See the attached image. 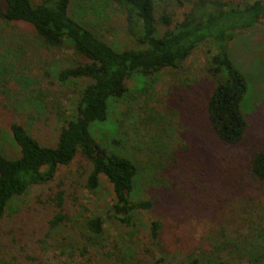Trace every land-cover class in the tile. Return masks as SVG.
Masks as SVG:
<instances>
[{
	"label": "rangeland",
	"instance_id": "rangeland-1",
	"mask_svg": "<svg viewBox=\"0 0 264 264\" xmlns=\"http://www.w3.org/2000/svg\"><path fill=\"white\" fill-rule=\"evenodd\" d=\"M173 5L179 13L185 1L179 5L173 0ZM68 13L112 47L135 46L123 8L111 0H71ZM232 27L230 36L220 44L246 80L240 103L246 128L240 141H220L206 116L205 101L214 86L206 72L212 43L201 42L175 67L129 76L125 97L110 103L106 122L94 125L92 132L108 150L137 163L139 172L133 182L136 192L131 199L147 198L152 205L135 213L137 232L130 234L124 224L107 220L90 253L84 257L70 251L60 255L50 250V236L40 240L49 215L33 203L35 190L29 187L8 202L1 225L14 228L30 256L37 257L36 263L119 264L115 250L126 253L131 243L143 264H186V256L206 251L211 245L226 255L230 250L227 242L259 249L258 227L264 226V180L252 176L250 159L264 146V25ZM0 38V55L15 64L19 76L0 89V102L7 106H0V151L6 157H15L18 148L7 122L16 120L40 143L51 144L60 123L71 117L74 99L84 82L81 78L60 82L56 71L82 58L70 48L43 49L31 28L23 23H0ZM17 42L24 44L25 55L14 48ZM79 159L77 156L68 165H59L56 180L61 175L74 178ZM76 194L77 203H65L69 221L53 230L52 237L83 232L85 219L103 217L112 202L110 184L103 176L95 191L79 187ZM26 207L27 212L17 216ZM153 219L160 222L157 246L147 237V225Z\"/></svg>",
	"mask_w": 264,
	"mask_h": 264
},
{
	"label": "trees",
	"instance_id": "trees-1",
	"mask_svg": "<svg viewBox=\"0 0 264 264\" xmlns=\"http://www.w3.org/2000/svg\"><path fill=\"white\" fill-rule=\"evenodd\" d=\"M111 1L123 8L134 47L118 49L96 36L68 13L71 0H0V23L26 24L43 49L70 48L82 58L60 67L55 74L58 81L84 80L74 99L71 117L60 123L51 144L40 143L20 122H7L18 155L6 157L0 151V264H24L25 261L44 264L35 262L37 257L30 256L25 241L20 242V235L12 226L4 229L1 225L6 219L8 202L29 187L35 190L33 203L49 215L40 240L50 236V250L60 255L70 251L84 257L90 253L107 220L124 224L130 234L137 232L135 213L152 205L147 198L131 199L136 192L133 182L139 172L138 165L127 155L108 150L92 132L94 125L106 122L110 103L125 97V80L129 76L138 74L141 77L162 68L175 67L201 42L212 43L214 49L206 66L207 74L214 80L205 101L208 122L215 136L224 143H237L243 136L246 121L240 103L246 91V80L220 43L230 36L232 26L264 25V0H184L185 5L179 13L173 7V0ZM174 1L182 5V0ZM23 45L17 42L14 47L21 55L26 52ZM35 54L39 55L38 50ZM0 57L1 89L9 86V79L17 81L19 76L15 64ZM0 106L7 107L1 102ZM111 142L115 144L116 140ZM77 156L80 164L75 177L67 179L61 175L56 180L58 166L68 165ZM250 171L253 177L264 180V146L252 154ZM100 176L108 181L112 192V202L104 216L86 218L83 232L52 237L53 230L69 221L66 201L77 203L79 187L95 191ZM28 207L17 216L25 214ZM13 218L10 214V219ZM258 228L259 249L227 242L225 245L230 250L222 255L221 250L211 245L196 255H185L186 264H264V226ZM147 229L148 239L157 246L160 222L150 220ZM98 246L104 248L103 244ZM130 246L125 254L120 248L115 250L116 263L143 264V258L136 257L139 252L133 243ZM143 250L149 254L147 248Z\"/></svg>",
	"mask_w": 264,
	"mask_h": 264
}]
</instances>
